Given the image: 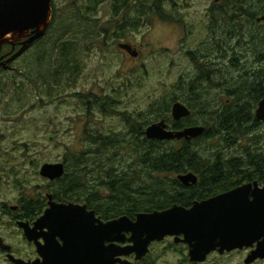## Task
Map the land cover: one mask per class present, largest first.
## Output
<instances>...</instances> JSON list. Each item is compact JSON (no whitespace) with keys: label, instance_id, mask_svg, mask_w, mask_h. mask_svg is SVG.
Instances as JSON below:
<instances>
[{"label":"rangeland","instance_id":"1","mask_svg":"<svg viewBox=\"0 0 264 264\" xmlns=\"http://www.w3.org/2000/svg\"><path fill=\"white\" fill-rule=\"evenodd\" d=\"M91 4L94 5V1H56L57 21L47 44L36 48L38 60L44 46L50 47L53 41L62 38L66 27L70 31L63 39L71 40L79 15L81 23L86 20V27L92 31L100 34L108 28L113 0H101L95 8ZM167 5L162 16L176 22H162L152 14V25H138L136 21L132 25L130 22L125 31L143 50L139 59H121L116 55L113 44L124 37L110 30L105 36L100 35L99 40L84 38L78 42V69L64 74L59 83L51 78L45 83L48 66L44 61L22 60L14 64L17 70L3 73L0 90V230L14 246L17 257L28 260L33 257L34 249L12 221L10 208L24 199L47 197L55 189L40 175L41 166L65 163L66 159L71 162L74 153L85 148L86 131L126 134L124 116L129 114H146L150 118L148 126L166 118L148 115L149 105L156 100L179 99L178 85H188L198 76L199 69L188 54L197 52L201 56V49H206L211 23L207 11L209 1L172 0ZM86 9H94L86 14L87 18ZM253 31L254 27L246 33ZM246 53L249 58L243 63L252 66V52ZM201 86L208 99L219 94L208 82ZM207 119L199 114L193 118L201 124ZM237 138L233 137L230 146L223 149L220 138L202 139L199 143L205 142L203 146L209 150L208 154L213 155L219 149L221 155L238 157L243 142ZM0 264H9L1 252Z\"/></svg>","mask_w":264,"mask_h":264},{"label":"water","instance_id":"2","mask_svg":"<svg viewBox=\"0 0 264 264\" xmlns=\"http://www.w3.org/2000/svg\"><path fill=\"white\" fill-rule=\"evenodd\" d=\"M53 0H0V52L17 34L35 28L31 42L45 35L52 19ZM122 47L127 48L126 45ZM18 54L0 67L9 68ZM172 115L179 120L191 115V110L181 102L172 106ZM258 119L264 121V98L256 111ZM203 125L189 126L182 130L170 129L163 119L150 124L146 130L148 139L190 141L204 136ZM66 173L64 162L45 163L40 175L50 181L62 178ZM177 179L185 185L195 184L199 176L192 172L181 173ZM253 192V193H252ZM253 194L254 198H250ZM49 207L32 228L28 222H19L29 241L37 245L39 258L25 260L10 251L12 246L0 236V248L9 251L7 257L14 264H133L123 259L132 254L141 260L149 251L152 241L162 240L168 235H184L183 242L191 250L192 261H203L206 256L220 248L233 250L251 246L264 238V189H254L251 184L243 185L210 199L195 202L190 208L175 204L165 210L141 212L136 220L123 215L108 222L96 218L94 210L86 204L58 202L52 193L47 194ZM16 207H13L15 209ZM99 226H96V222ZM48 227L43 234L45 243L39 242V229ZM131 231L132 245L120 246L125 242L124 232ZM60 237L62 243L57 239ZM109 242V244H107ZM264 257V242L248 258L252 261Z\"/></svg>","mask_w":264,"mask_h":264},{"label":"flooded vegetation","instance_id":"3","mask_svg":"<svg viewBox=\"0 0 264 264\" xmlns=\"http://www.w3.org/2000/svg\"><path fill=\"white\" fill-rule=\"evenodd\" d=\"M56 1L57 0L52 1V19L50 26L44 36L31 42V39L36 35V32L35 28H30L17 34V36L11 42L5 44L2 47L0 52V61L2 62L18 54L15 60L9 64V68L7 69L17 70L14 64L22 60L28 61L30 63L36 60L37 46L48 41L49 33L57 21L55 6ZM171 1L172 0H113L112 18L106 25L108 28H104L103 32L100 34L96 30L91 31L86 40H99L100 35L105 36L110 30H113L114 34H119L120 36L123 35L124 37L121 40L115 41L113 44L116 55H118L121 59H139L143 55V50L138 44L132 41L125 31L127 28H129L130 22L132 25L135 24V21L138 23V25H152V22L150 21V16L152 14H155L157 18L162 20V22H176L170 18L165 19V17L162 16V14L167 10V3H171ZM208 1L209 6L207 11L208 18H210L211 23L208 28L209 38L206 44L207 54L205 65L210 88L217 90L219 93L212 99H205V101L207 100L209 107L212 109V112L210 115L207 114L209 116H204L206 114H201L199 111H196L193 103L197 102L198 98L194 94L191 96L189 95V90L192 89L193 86H188L189 90L186 93V86H183L182 84L178 85L180 97L179 99L176 98L175 102H181L188 106V108L191 110V115L179 120H175L172 115V106L175 103L173 102L169 115L171 120H169L167 117L162 118L161 120L164 119L169 125L170 129L182 130L189 126L203 125L207 128V131H209L210 124L208 125V123L212 121V113H225V111L227 112L229 108H233L237 105L244 106L247 102L252 103V106L255 107V110L253 112L254 117L244 118L240 123V125L243 124V126H246L241 130L238 136V138H240V142H243L242 152L237 157L238 163L240 165L238 164L237 167H226L225 173L221 176L224 181L202 182L201 177L196 173L199 176V181L197 183L185 185L184 183L180 182L176 184L189 189L188 193L191 195V199H189V202L186 205H183L187 208L192 207L195 202H201L210 199L243 185L251 184L252 191L256 188L264 189V121L258 119L256 116V111L259 107L260 101L264 98V96L257 101V96L255 93V91L264 89V74L261 72V68L264 66V39L261 38L264 36V0H253V8L257 11L256 13L258 15L256 16L255 21L250 22L247 19L246 20L248 26L247 30L254 27V31L251 33L245 32L246 36L242 38L237 31L234 32L233 30H230L231 25L234 26L239 23L242 25L243 23L240 21H237L236 23H229V0ZM170 7L172 9L175 8L174 6ZM93 10L94 9H92V11ZM214 10H216L215 14L213 13ZM86 11L89 13L90 9H86L85 12ZM79 18L81 19V15H79ZM242 19L245 21L244 17H242ZM251 34H253L255 37V41L253 42H249L251 40ZM103 41H105V44H108L106 39H103ZM122 45H126L127 48L122 47ZM246 52H252L254 59L252 66L245 65L243 63V60L249 58V55ZM1 69L5 68L0 67V71ZM248 84H252L253 86L251 87ZM244 90L250 93L253 92L254 95L247 94L244 92ZM195 114H199L203 118L207 117L208 119L203 122V124H201L200 122L193 120ZM175 126H177V128H174ZM200 138H203V136L190 141H195ZM214 138H220V141L223 142L226 139L231 141L233 136L229 137L226 124V128L223 132L220 134L211 135L210 139ZM232 143L235 144L234 141ZM260 160L262 161V166L258 165L256 162ZM250 198H254L253 194H250ZM26 200L42 203H37L38 205H35L31 208L29 207L27 209L23 204V202ZM54 200L65 203H81L77 201H59L55 198ZM13 207L16 208L13 209ZM13 207L10 208L12 221L17 226L18 231L21 232L23 238L34 249L33 257L29 258L28 260H35L39 258L37 245L35 242L28 240V238L25 236V230L20 227L19 222H28L33 228L36 221L49 207V199L47 197L42 199H24L23 201H19L18 204ZM88 210L94 209L88 207ZM94 211L96 213V218H100L104 222H108L126 215L123 214L114 217H104L96 210ZM137 215L135 217H131L130 215L128 216L135 221ZM95 224L96 226H99L98 221ZM48 230L49 228L47 226L38 230V232L41 233L39 242L43 244L45 243L43 234L48 232ZM0 236H2L5 242L8 243L1 230ZM123 237L125 242L118 241L116 244L120 246L132 245V241H130V238L132 237L131 231L124 232ZM57 239L62 243V239L60 237ZM183 239L184 235L182 234L179 236L168 235L162 240L152 241L149 246L148 253L141 260H136L135 254H132L128 257H123V259H129L133 262V264H264V257H258L252 261H248V258L253 254V252L257 250L259 245L264 242L263 237L257 240L251 246H244L242 248H236L233 250H224L223 252L220 250V248H217L216 250L210 252L203 261L191 260V248L187 243L183 242ZM107 244H109V242H107ZM0 252L9 262V264H14L7 257L9 251H3L0 248ZM10 252L14 254V246H12V250Z\"/></svg>","mask_w":264,"mask_h":264},{"label":"trees","instance_id":"4","mask_svg":"<svg viewBox=\"0 0 264 264\" xmlns=\"http://www.w3.org/2000/svg\"><path fill=\"white\" fill-rule=\"evenodd\" d=\"M92 1H94V5L91 4L93 7L101 2V0ZM228 5L229 23L237 21L243 23L231 25L230 30L237 31L241 38L245 37L248 28L247 20L255 21L258 15L253 8V0H229ZM87 13L88 11L85 15ZM213 13L215 14L216 10ZM78 21L74 24L71 40L63 39V35L70 31L66 27V31L61 34L62 38L53 41L50 47L44 46V52L39 60L36 57V61L38 60L39 63L44 61L48 66L45 83H48L49 78L59 83L64 74L77 71L78 42L87 39L92 31L91 28L86 27V20H83V23L81 19ZM261 38L264 39V36ZM250 39L249 42L255 41L253 34ZM206 54L204 47L201 49V56L197 52L188 54L196 63L199 73L188 85H185V92H188V86H193L189 90V95L194 94L198 98L197 102L193 103L196 111L209 116L212 110L207 100L205 101L207 94L201 86L203 82H208L204 63ZM261 69L264 74V66ZM9 71L11 70L1 69L0 71L2 72L0 90L1 77L3 73ZM182 84L184 86V83ZM244 92L254 95L253 92L246 90ZM255 93L258 101L264 96V89ZM175 101V99L169 102L153 101L149 105L148 115H161L171 120L169 115L172 103ZM254 110L252 103L247 102L244 106L237 105L229 108L227 112L225 111L226 114L212 113V121L208 123L210 130L203 138L195 141L148 139L145 130L150 118L144 113L129 114L124 116L127 123L126 134L86 131L85 148L74 153L71 162L68 159L65 160V175L58 180L50 181L49 186L55 187L53 195L56 200L81 202L104 217L123 214L135 217L138 213L165 210L174 204L186 205L191 195L188 193V188L176 185L180 183L177 179L179 174L192 171L201 177L202 182H220L224 181L221 176L225 173L226 167H237L239 164L237 157H227L225 153L221 155L220 151H217L219 149H216L213 155L208 154L209 150L203 146L205 142L199 143L200 140L210 139L212 134H220L226 128V124L229 137L236 138L246 127L243 124L240 125L242 119L254 117ZM229 143L227 139L221 142L222 149ZM256 162L262 166L261 160ZM39 198L46 197L41 195ZM37 203L30 200L23 202L27 209L42 202Z\"/></svg>","mask_w":264,"mask_h":264},{"label":"bare ground","instance_id":"5","mask_svg":"<svg viewBox=\"0 0 264 264\" xmlns=\"http://www.w3.org/2000/svg\"><path fill=\"white\" fill-rule=\"evenodd\" d=\"M257 84V83H256Z\"/></svg>","mask_w":264,"mask_h":264}]
</instances>
